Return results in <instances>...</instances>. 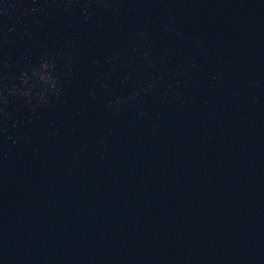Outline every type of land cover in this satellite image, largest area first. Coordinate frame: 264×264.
Returning <instances> with one entry per match:
<instances>
[{
    "label": "water",
    "instance_id": "water-1",
    "mask_svg": "<svg viewBox=\"0 0 264 264\" xmlns=\"http://www.w3.org/2000/svg\"><path fill=\"white\" fill-rule=\"evenodd\" d=\"M0 264H264V0H0Z\"/></svg>",
    "mask_w": 264,
    "mask_h": 264
},
{
    "label": "clouds",
    "instance_id": "clouds-1",
    "mask_svg": "<svg viewBox=\"0 0 264 264\" xmlns=\"http://www.w3.org/2000/svg\"><path fill=\"white\" fill-rule=\"evenodd\" d=\"M52 69L53 65L50 58L40 59L38 63L30 66L28 71L20 72L21 86L16 87L13 84L9 87V91L22 96L29 108L34 107L35 104L46 103L48 91H58V82Z\"/></svg>",
    "mask_w": 264,
    "mask_h": 264
}]
</instances>
